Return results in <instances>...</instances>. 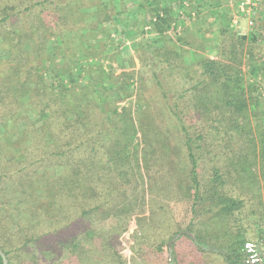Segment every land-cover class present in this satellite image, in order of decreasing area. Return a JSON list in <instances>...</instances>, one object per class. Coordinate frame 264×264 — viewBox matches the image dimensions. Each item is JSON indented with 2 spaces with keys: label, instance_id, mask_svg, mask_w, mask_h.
<instances>
[{
  "label": "trees",
  "instance_id": "16d2710c",
  "mask_svg": "<svg viewBox=\"0 0 264 264\" xmlns=\"http://www.w3.org/2000/svg\"><path fill=\"white\" fill-rule=\"evenodd\" d=\"M84 1L86 22L88 12L101 4L91 8L88 3L92 0ZM136 1L140 10L151 16V33L164 45L170 41L173 46L169 51L164 46L154 47L163 66L152 87L160 101H167L162 111L174 119L175 129L156 123V115L142 122L146 111L151 113V102L144 104L141 98L139 107L150 108L139 109L137 125H141L137 129L133 121L126 122L134 114L132 106L112 110L110 122L94 103L95 96L104 95L105 81L92 78L87 86L79 85L74 71L89 57L94 34H88L92 31L88 26L83 27L81 30L88 32L82 36L86 41L77 43L70 36L77 30L68 23L67 14L82 7L62 10L61 0H0V247L9 264H15L16 259L19 264L28 259L30 264H51L58 259V247L42 244L47 219L71 214L72 207L66 208L63 202L76 203L71 206L81 211L82 217L93 212L86 209V202H98L94 211H102L113 194L102 183L104 174L112 170L123 186H128L131 176L137 177L132 171L136 165L142 198L145 201L148 196L152 214L151 202H193L188 231L194 238L182 233L167 244L169 263L184 264L187 257L183 260L184 252H178V245L184 244L191 247V264L215 260L264 264V255L258 262L249 258L254 255L249 251L254 244L248 237L251 216L264 220V66L251 67L257 84L246 87L243 74L245 49L255 60L258 56L252 45L258 39L234 33L221 40L216 57L190 61L199 47L182 36L180 16L173 8L174 2L183 0ZM101 11L96 10L99 13L90 18L101 16ZM218 15L226 26L234 18L230 13ZM228 31L222 28L220 33ZM140 33L145 34L144 30ZM52 40L57 44L51 55ZM79 46L86 47L81 58H77ZM180 52L186 54L181 65L172 60V55ZM67 56L74 62H67ZM131 72L130 76L127 71L122 73L130 80L134 79ZM180 84L184 85L182 91ZM128 92L123 101L131 97ZM142 96L153 99L145 92ZM31 111L40 113L41 118L30 121L26 113ZM23 119L25 127L20 123ZM119 121L125 123L119 126ZM120 208L115 206L113 212L102 215L117 217L123 213ZM180 227L177 223L169 240L182 232ZM125 232L120 229L116 241L123 240ZM108 239L103 244L111 241ZM135 240L131 253H137ZM116 241L111 244L117 251ZM60 244L68 249L73 243ZM118 254V264H126L123 254ZM138 255L145 257L142 264H155L142 247Z\"/></svg>",
  "mask_w": 264,
  "mask_h": 264
},
{
  "label": "rangeland",
  "instance_id": "374dc122",
  "mask_svg": "<svg viewBox=\"0 0 264 264\" xmlns=\"http://www.w3.org/2000/svg\"><path fill=\"white\" fill-rule=\"evenodd\" d=\"M61 2L60 7L62 10H67L66 7L74 8L75 5L76 7H82L73 14H67L68 23L77 30V32L70 35L71 38L78 40L77 43L79 44L84 43L86 38L82 36L88 32H86L87 30L82 31L81 29L85 26H88L92 30L88 34L91 36L92 34L95 35L91 37L94 47L91 52L89 51L87 55L89 57L84 59L83 67L80 66V68L75 69L74 75L82 87L87 86L92 78L95 81H98L99 78L105 81L106 91L104 95L95 96L94 103L102 111L106 112L107 119L112 122L111 117L113 115L111 112L115 108H119L122 111V106H132L134 114L126 122L132 123L133 121L132 126L137 129V126L141 125V123L137 125V117L140 116L139 109L146 110L147 107H151V113L146 111L149 116L147 115L145 121L142 122H148L156 115V123L168 126L170 129H175L176 122L174 119H168L162 111L167 101H160L159 98L161 96L152 87L155 74H158L163 66L160 63L159 56L156 55L157 49L154 47L164 46L166 51H169L173 46L170 41H167L164 45L158 35L151 33V26L149 24L151 22V16L140 10L136 0H92L88 3V7L92 8V5L101 4V8H92V12H88L86 15L85 22L83 20V13H85L87 7H83L85 5L84 3H86L84 0H61ZM173 8L176 11V16H180L178 30H180L182 36L188 38V40L199 47L195 55L189 57L190 61H198L206 57H216L221 40L224 38L228 39V37L234 36L235 34L241 36L253 35L258 39L252 45L255 50V55L258 57L255 60L251 59L250 54L245 49L246 54H244L243 65V74L245 79H247V83H245L246 87H248L247 84L249 83L256 82L257 84V78L253 74L251 67L264 66V0H183L180 4L179 2H174ZM100 9L102 10L101 16L99 14L97 17L90 18V15L95 16V14L99 13L96 10L99 11ZM219 13H230L233 15L232 23L226 26L223 19L218 15ZM50 16L52 17V15ZM17 25V28L20 29L22 21L18 22ZM222 28H227L229 31L221 35L220 31ZM142 30L145 32L144 36L140 33ZM251 38H248L250 42L252 40ZM56 44L53 41L49 46V53L51 55L54 54ZM85 48V46L76 48L77 58L83 57ZM185 55L182 52L178 56L172 55L174 57L172 60L175 63L177 60V64L181 65ZM66 59L69 63L75 60H72L69 56ZM123 71H127L129 76L132 75L131 71H133L134 79L128 80L127 74L122 73ZM102 72L113 75L114 77L110 78L109 76L103 75ZM261 78L262 76L258 78V81ZM46 82L48 84L51 82L49 77ZM179 86V90L182 91L184 85L180 84ZM124 88L129 92L125 91ZM126 92L131 94V97L129 99L125 98V101H123ZM143 92L150 97L153 96V99H149L147 96L143 97ZM140 98L144 104L151 102V106L142 105V107H139L137 101ZM41 104L43 108L44 103L41 102ZM26 114H28L30 121L33 122L41 118L40 113L35 111ZM20 123L25 127L26 122L24 119ZM123 123L125 122L119 121L118 125L121 126ZM46 137L48 138V136ZM135 166L133 165V168L136 169L132 171L137 172V177L131 176L133 181L128 186H123L122 181L118 179L112 170L104 174L102 183L105 184V189L112 190L113 194L109 198L110 200L104 203L102 211H94L98 202H86V209L93 210V212L82 217L81 211L71 206V204L75 205L76 203L63 202L66 208L72 207L69 209L71 214H68L69 216H57V218H52L51 221L47 219V224L49 225L44 226V232L46 233L42 238V244L43 242L47 245L52 243L58 247V253H55L58 259L54 260L51 264H118V253L123 254V260L126 264H142L144 256L138 255L141 247L145 255L149 256L155 264H171L168 261L170 252L167 244L170 246L182 233H190L188 229L193 219L190 208L193 202L164 200H162L163 202H151L155 211L152 214V207L148 196H145V201L142 198L144 195L141 192V182L138 181L140 180L138 177L139 170ZM115 206L121 207L120 211L123 213L118 214L117 217L114 214H110L109 217L104 218L102 213L108 212L109 210L111 212L115 209ZM126 221L128 222L125 226ZM250 221L252 222L251 233L248 237L253 239L252 243L254 246L249 245V251L254 255L249 256V258L251 260L254 258V262H258L264 255V220H259V216H251ZM177 223L181 224L180 228L182 232L169 240V237L172 236L171 232L175 230ZM63 226L66 227L63 229ZM120 229L121 231L126 229V235L123 240L119 238L116 241ZM108 238H111V241H106L103 244V240ZM136 238L137 249L135 250H137V253L136 251H132L131 253L129 249H132L131 246L136 243ZM114 239L116 241L117 251L115 248L113 249V245L111 244ZM60 242L73 244L66 249ZM190 249L191 247L188 245L186 247L184 244L178 245V252H184L182 259L185 260V257H187L184 264H191L192 262L193 255L190 254ZM151 250L152 252H149ZM157 250L158 253L155 254ZM19 262L16 259L15 264H19ZM25 264H30V260L25 261ZM205 264L223 263L220 260H215L206 262Z\"/></svg>",
  "mask_w": 264,
  "mask_h": 264
},
{
  "label": "water",
  "instance_id": "95a60500",
  "mask_svg": "<svg viewBox=\"0 0 264 264\" xmlns=\"http://www.w3.org/2000/svg\"><path fill=\"white\" fill-rule=\"evenodd\" d=\"M189 234H190V236H191L192 238H194L193 234H191V233H189ZM180 235H181V234H180ZM0 255H1L2 259H3V264H9V261H8L6 255H5V253L3 252V250H2L1 247H0Z\"/></svg>",
  "mask_w": 264,
  "mask_h": 264
}]
</instances>
